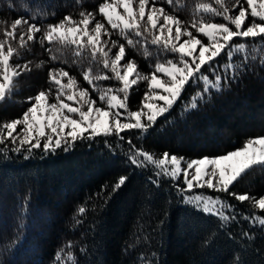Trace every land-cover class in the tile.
I'll use <instances>...</instances> for the list:
<instances>
[{
  "label": "trees",
  "instance_id": "trees-1",
  "mask_svg": "<svg viewBox=\"0 0 264 264\" xmlns=\"http://www.w3.org/2000/svg\"><path fill=\"white\" fill-rule=\"evenodd\" d=\"M180 2L186 7L175 14L185 22L194 18L191 13L197 3H213L219 8L214 0ZM226 2L230 7L232 0ZM100 3L103 0H82V5L76 0H0V21L10 24L18 17H26L27 12L21 5L27 4L29 11L55 13L29 21L42 28L69 14L79 19L80 11L95 13L96 20L109 27L98 12ZM160 6L172 13V7L163 0L157 4ZM203 15L207 20L224 22L210 13ZM199 17L197 13L196 18ZM188 26L190 28V23ZM109 31H112L110 27ZM145 37L147 40L141 37V45L133 51L115 31L111 36L125 44L126 58L134 59L142 74L151 73L156 60L175 58L151 45L148 33ZM238 42L245 40L240 38ZM29 47L31 52H25L22 59L13 63L23 65L31 61L33 71L20 76V91L12 97V102L0 105V122L21 117L29 106L27 97L49 87V68H64L70 76L76 77L80 87L89 89L98 106H104L83 80L80 67L73 66L72 49H63L64 55L56 52L60 59L54 61L46 51L47 42L43 48L39 43L29 42ZM51 47L55 50L60 46ZM145 48L151 53L150 59L144 58ZM117 50L113 48L110 55ZM40 61L44 62V67L36 70L35 65ZM79 62L84 69L88 68L87 52ZM217 63L227 64V56L222 55ZM234 63L239 65L240 57H234ZM92 67L94 73L97 68L101 73L106 71L96 64ZM34 71L40 72L39 82L23 87L25 78ZM220 74L224 75L222 71ZM97 83L101 88L119 86L114 80ZM222 84L221 92L212 90L210 99L205 95L197 107L190 110L186 105L202 86H188L181 99L168 113L158 117L147 133L125 130L119 136L78 139L62 143L55 150L37 148L31 153L23 149L13 151L17 145L7 140L0 144V264H56L57 251L69 241L74 244L70 251L75 253L79 264H235L237 256L242 264H264V231L259 224L245 219L264 215V211L253 209L251 201L240 202L229 193L206 190L212 197H220L234 206L226 214L235 219L221 226L216 216L184 202L185 191L178 190L185 187L182 179L161 177L159 184L153 183L157 177L150 166L139 168L128 160L131 145L157 156L167 152L189 160L223 155L241 147L250 137L264 136V112L257 114L264 109V67L259 60H249L237 79H227ZM145 91L144 81L134 86L128 101L129 110L140 108ZM121 175H126L128 180L120 190L110 196L102 191L106 186L110 191V186ZM231 192L256 198L264 196V170L253 169L231 187ZM25 201L27 215L22 216ZM80 206L88 209L84 216L77 212ZM80 219L84 222L78 225L76 221ZM21 223L26 227L20 228ZM243 233H249L254 239H247ZM17 236L24 238L17 241ZM14 241H17L15 246L9 248ZM82 247L87 248L86 253H81Z\"/></svg>",
  "mask_w": 264,
  "mask_h": 264
},
{
  "label": "snow or ice",
  "instance_id": "snow-or-ice-1",
  "mask_svg": "<svg viewBox=\"0 0 264 264\" xmlns=\"http://www.w3.org/2000/svg\"><path fill=\"white\" fill-rule=\"evenodd\" d=\"M76 3L82 5V0H76ZM158 3L160 0H103L98 5L103 20L133 51L141 45V37L147 40L145 33H148L151 45L175 57L163 62L156 60L153 71L143 74L134 59L126 58L125 44L111 39L112 31L104 22L96 20L93 12L80 11L79 19H74L71 14L65 15L57 23L42 28L29 21L54 16L55 13L36 9L29 11V6L24 4L21 7L27 12L26 17H18L10 24L0 21V36L3 37L0 39V105L6 101L12 102V97L20 91V76L33 71L31 61L23 65L13 63L14 60L22 59L25 52H31L29 42L39 43L42 48L47 42L49 47L46 51L54 61L60 59L56 52L64 55L63 49H72L70 55L74 57L73 66L80 67L83 80L97 93L98 100L104 103L103 107L97 106V100L92 99L89 89L80 87L76 77L70 76L64 68H49V87L35 96L27 97L26 102L30 106L21 117L0 122V144L7 140L17 145L13 151L23 149L31 153L37 148L55 150L62 143L68 144L78 139L119 136L125 130L137 129L147 133L158 117L168 113L181 99L188 86H202V90L196 92L186 105V109L190 110L196 108L205 95L210 99L212 90L221 92L224 87L222 81L237 79L238 73L247 67L249 60L256 62L258 59L264 67V55L252 54L264 53V0H234L232 9L238 8L235 15L231 14L226 0H214L219 8L214 7L213 3H197L191 13L194 18L190 22L182 21L175 14L186 7L180 0H163L164 4L172 7V13L166 12L163 6L157 7ZM197 13H200L199 18H196ZM205 13L220 17L224 22L207 20L203 15ZM240 38L245 42H238ZM53 44L60 47L54 50L51 47ZM113 48L118 50L110 55ZM85 52L89 58L87 69L79 62ZM222 55L227 56L228 63L221 66L217 61ZM234 57H240L239 65L234 63ZM144 58H151L147 48ZM93 64L102 66L106 71L101 73L97 68L94 73ZM43 67V61L35 65L36 70H42ZM112 80L119 86L101 88L97 83ZM141 81L146 83L147 90L140 108L131 111L128 108L130 93ZM129 151L128 160L131 164L139 168H152L157 177L153 183L159 184L161 177L172 180L182 178L188 191L212 188L231 194L237 201H251L253 209L264 211V196L256 198L247 193L238 195L231 192V187L253 169L264 170V136L250 137L241 147L226 154L203 156L190 161L167 152L157 156L134 145ZM127 180L126 175H121L110 186V191H107V186L102 191L110 196L120 190ZM183 200L204 213L216 216L221 226L235 219V216L226 214L234 206L220 197L188 195ZM26 205L27 201L22 208V216L27 215ZM87 211L83 206L77 209L80 216H84ZM245 219L259 224L264 231V215H251ZM83 222L82 219L76 221L78 225ZM19 227L24 228L26 225L21 223ZM243 236L254 239L249 233H243ZM23 238L17 236V241ZM17 241L9 248L14 247ZM73 247L72 241L61 247L56 253V264H79L75 253L70 251ZM80 251L86 253L87 248L82 247ZM235 264H242L239 256L235 258Z\"/></svg>",
  "mask_w": 264,
  "mask_h": 264
},
{
  "label": "rangeland",
  "instance_id": "rangeland-1",
  "mask_svg": "<svg viewBox=\"0 0 264 264\" xmlns=\"http://www.w3.org/2000/svg\"><path fill=\"white\" fill-rule=\"evenodd\" d=\"M229 2H231V0H229ZM233 2H234V0H232V2L230 3V7H229V9L231 10V14L232 15H235L236 14V12L238 11V8L237 9H232V4H233ZM242 2H243V0H242ZM245 7H246V5H245ZM233 10V11H232ZM218 23H221V22H218ZM115 54V53H114ZM113 54V55H114ZM165 61V60H164ZM41 79V75H40V72L38 71V73L37 72H35L34 71V73H32V74H30L29 76H27L26 78H25V80H24V82H23V87H25V88H29V87H32V86H34L37 82H39V80ZM145 83V82H144ZM145 87H146V90H147V85H146V83H145ZM163 94V93H162ZM143 97H144V95H143ZM67 102V101H66ZM147 103H153V101H147ZM156 103H159V104H162L163 102H156ZM29 106H30V104H29ZM28 106V107H29ZM98 106V105H97ZM27 107V108H28ZM101 107V106H100ZM26 108V109H27ZM85 110H86V108H85ZM146 111H147V109H146ZM264 112V109H263V111H258L257 112V114H259V113H263ZM248 116H246V118H247ZM18 131H19V129H18ZM190 160H192V159H189V160H186L185 159V161H190ZM182 179V178H181ZM182 181H183V179H182ZM184 189H185V195L184 196H188V195H192V196H195V195H203V196H206V197H212L210 194H208V192L206 191V190H212V188H194V189H192L191 191H188V190H186V185L184 184ZM213 190H215V189H213Z\"/></svg>",
  "mask_w": 264,
  "mask_h": 264
}]
</instances>
